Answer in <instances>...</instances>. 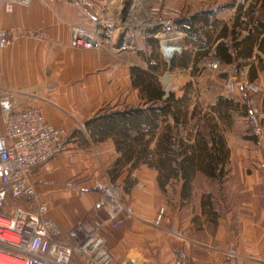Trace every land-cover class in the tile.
<instances>
[{"label": "crops", "instance_id": "1", "mask_svg": "<svg viewBox=\"0 0 264 264\" xmlns=\"http://www.w3.org/2000/svg\"><path fill=\"white\" fill-rule=\"evenodd\" d=\"M92 1L94 7L90 8L76 6L70 0H33L29 6L16 5L10 13L0 4V28L6 29L12 40L7 48L0 49V88L14 91L16 102L21 108H39L48 122L65 131L63 151L53 160V171L46 172L37 168L32 175L34 184L48 197L51 206L49 217L63 231L85 221L97 223L109 218L104 208H97L99 191L80 193L72 190L71 186L86 187L97 176L103 159L112 155L113 162L120 156L113 139L94 138L86 122L110 106L120 109L126 104V57L122 53L116 54L117 52L73 47L70 27L74 24L94 31L99 12H119L124 4L123 0ZM167 1L181 3L177 0ZM182 8V16L208 9L214 11L213 20L217 22L211 30L213 39L210 44L214 53L221 43H227L233 48L234 43L244 39L249 32H257L256 26L259 25L258 0H183ZM224 26L228 28L227 35H222ZM184 34V54L194 53L197 47L189 43L188 35ZM236 35L238 39L235 40ZM263 37L264 33L259 41ZM259 57L264 55L256 45L251 57H239L233 63L221 62L215 54L212 58L217 67L226 73L230 71L247 80L264 83V70L259 68ZM254 66L257 77L252 78ZM113 69L117 73L111 83L108 76ZM136 90L140 94L137 102L128 101L133 106L141 105L142 102L140 90L134 87L133 92L136 93ZM231 98L240 104L245 102ZM260 107L264 110V94L260 99ZM2 131L0 114V132ZM103 146L108 147L110 155L106 154ZM260 148L261 154L256 160L258 168L247 176L251 177V185L259 186L258 192L263 195L264 184L257 183L259 179L264 183V138ZM234 158L232 152L230 160L233 161ZM147 173L150 174L152 183L155 181L158 184V171L147 166H141L132 172L126 169L119 178H131L134 185L127 190H132ZM200 177L217 181L202 173H198L195 180ZM179 198L182 199L180 195ZM143 204L135 202L126 206L131 215L124 211L117 226L109 221L102 229L117 264H122L131 257L142 264H173L175 246L188 250L198 264H214L207 258L213 257L210 251L216 250L215 248L210 251L201 248L197 252L190 248L188 223L180 219L178 213L166 206L164 220L161 218L162 221L158 222L159 206L150 202L149 208L152 211L144 213ZM261 230L255 235L249 229L238 230L241 236L243 233L242 240L237 243L238 251L241 252L244 248L260 256L256 261L242 264H263L264 236ZM163 249L165 252L159 255V250Z\"/></svg>", "mask_w": 264, "mask_h": 264}, {"label": "built area", "instance_id": "2", "mask_svg": "<svg viewBox=\"0 0 264 264\" xmlns=\"http://www.w3.org/2000/svg\"><path fill=\"white\" fill-rule=\"evenodd\" d=\"M70 1L79 7H94L92 0ZM32 2L33 0H0L4 10L9 13L13 12L16 5L29 6ZM162 7V11L146 12L141 24L132 25L128 29L119 27V23L125 21V14L122 15L120 11L99 12L94 31L71 25V45L96 50L110 48L122 52L129 35L133 39L135 50L139 33L164 41L180 38L184 43V32L174 24V17L180 14V10L166 2ZM135 14V11H131L129 15ZM169 31H174L177 35L163 38ZM11 41L8 31L0 28V49L7 48ZM212 65H215L214 61ZM238 86L235 77L227 76L223 95L231 97ZM244 89L249 93L264 92L263 84L256 81L246 82ZM168 93L166 91V95ZM257 110V105L252 102L250 119L255 127V134L262 137L264 114L259 113L257 117ZM0 114L3 123V131L0 132V264H111L113 255L102 229L109 221L117 226L121 214L127 211L131 215V211L116 197L112 198L108 194L106 188H111L97 180L88 189L100 192L97 208H104L109 218L97 223L85 221L63 231L49 217V205L43 200L42 194L40 197L37 192L32 175L37 168L46 172L53 171V160L63 151L64 129L48 122L39 108H21L16 102L14 91L1 88ZM71 189L83 191L85 187L73 185ZM10 202H16L17 205L9 211ZM173 253V264H198L184 247H173ZM122 264L142 263L131 257ZM219 264L242 263L238 255L230 253Z\"/></svg>", "mask_w": 264, "mask_h": 264}, {"label": "rangeland", "instance_id": "3", "mask_svg": "<svg viewBox=\"0 0 264 264\" xmlns=\"http://www.w3.org/2000/svg\"><path fill=\"white\" fill-rule=\"evenodd\" d=\"M177 1L181 3L176 4L174 2L173 4V2L167 0H123L122 4H124V7L120 12L122 15L125 14V21H122L123 23L120 22L119 27L128 29L132 25L141 24L143 15L146 12L151 13L153 10L160 9L162 11V6L165 2L179 9L181 15L179 14L177 17H180L184 11V7L182 8L183 0ZM131 11H135L137 14L129 15ZM177 17H174V19ZM176 35L174 31H169L163 38H173ZM151 38L158 41L157 46L153 45ZM130 39L132 40V38ZM163 41V39L159 40L156 37H150L146 33H139L136 37L137 48L135 50H125L116 53L115 50L110 48L102 49L116 54L122 53L126 57L124 76L126 81V104L120 107L121 109L133 106L128 101L132 102L135 100L137 102L138 95H140L137 90L136 93L133 92L131 68L139 66L150 69L151 64L157 66L152 72L157 75L165 91H173L178 96H181L187 89L186 87H188L191 107L195 102H198L201 107L208 108V105L215 102L216 96L224 94L226 78L231 75L239 83L238 89L231 97L241 101L249 99L257 105L258 113L256 116L258 117L259 113L264 114V110L260 107V99L264 93H249L244 89L245 83L250 80L245 77L242 78V76H236L230 71L226 73L223 69L217 67L216 64L212 65L213 58L205 60L204 63L200 64L198 70H193L192 65H190L191 67L182 66L180 58H175V65L170 66L161 50ZM116 73V69L109 72L108 80L111 83L114 81ZM256 82L264 86L263 82L259 80ZM141 105H144L143 100ZM110 108L114 107L110 106ZM199 130L200 125L197 119L192 118L189 122L188 130L185 131L195 135ZM222 131L226 137L230 152H234L235 155L233 161L229 159L226 168L227 175L222 180L215 182L208 180L206 177H200L195 180L193 191L186 199L180 194L179 183L169 185L167 186V191H163L155 181L152 183L149 173L144 176L140 184H136L134 189L127 190L132 179L128 180V177L125 180L118 178L114 181L112 179L110 169L115 161L111 162L112 155H110L107 146H103V149L110 157L102 160L97 176H95L92 183L85 185V189L80 191V193H88L90 191L88 187L95 185L96 181L99 180L103 185L111 188L114 196L125 206H130L135 202L147 203L143 204L142 212L149 213L152 211L149 208V203H156L159 206L160 213L158 222H160L161 218L164 220L167 206L174 213H178L180 219L188 223L187 237L189 238L190 248H194L196 252L201 250V248L209 251L210 249H216L210 251L213 257H208V261L219 264L230 253L238 255L241 263L256 261L255 259H259L260 256L252 254L244 248L241 249V252L238 251L237 243H240L243 236V233L241 236V233L238 232L240 228L242 231L243 229H249L252 234L258 233L262 228L261 231L264 236V194L262 195L258 192L260 190L259 186L251 185V177L247 176V174L253 173L258 168V161L256 160L261 154L260 145L264 135L258 137L255 134V127L251 122L250 116H243L242 111L235 112L231 124L229 126L223 124ZM262 168L264 169L263 166ZM126 169L128 167L124 171ZM257 184L264 183H261V179H259ZM35 186L40 197L42 194L43 200L51 207L47 200V195L41 193L37 184ZM195 188L196 190H194ZM179 195L182 199L179 198ZM16 205V202H10L8 210H12ZM246 217L250 218L247 219ZM164 252L165 250L163 249L159 250L158 253L161 255ZM207 255L210 254L208 253ZM112 264L117 263L113 260Z\"/></svg>", "mask_w": 264, "mask_h": 264}, {"label": "trees", "instance_id": "4", "mask_svg": "<svg viewBox=\"0 0 264 264\" xmlns=\"http://www.w3.org/2000/svg\"><path fill=\"white\" fill-rule=\"evenodd\" d=\"M258 13L257 32H249L244 39L235 42L233 48L221 43L216 53L210 45L213 39L211 30L217 22L213 20V10L177 17L174 24L188 35L189 43L197 47L194 53L183 54L180 64L184 67L192 65L193 70H198L200 63L214 54L219 61L229 64L239 57H251L256 45L264 55V37L259 41L264 33V0H258ZM227 32L228 28L224 26L222 35H227ZM151 40L157 46L158 41ZM259 63V68L264 70V57H259ZM172 65H175L174 60ZM156 67L150 64V69L131 68L132 84L140 90L144 105L105 109L89 119L86 125L94 138L113 139L120 153L110 169L114 181L126 167L132 172L147 166L158 171L157 182L161 190L167 191V186L179 183L180 194L186 199L193 191L198 173L217 180L227 175L231 152L222 131L223 124L229 126L237 111L250 116L252 101L245 99L240 104L231 97L220 95L208 108L201 107L198 102L191 107L188 87L181 96L173 91L166 95L161 81L152 72ZM255 77L254 66L252 78ZM192 118L197 119L200 125L195 135L185 131ZM133 185L132 180L127 189Z\"/></svg>", "mask_w": 264, "mask_h": 264}, {"label": "water", "instance_id": "5", "mask_svg": "<svg viewBox=\"0 0 264 264\" xmlns=\"http://www.w3.org/2000/svg\"><path fill=\"white\" fill-rule=\"evenodd\" d=\"M161 50L166 62L171 65L176 57H182L185 51V45L183 42H168L163 41Z\"/></svg>", "mask_w": 264, "mask_h": 264}, {"label": "bare ground", "instance_id": "6", "mask_svg": "<svg viewBox=\"0 0 264 264\" xmlns=\"http://www.w3.org/2000/svg\"><path fill=\"white\" fill-rule=\"evenodd\" d=\"M130 38H132L131 36H127V44L125 45V47H124V49L122 50V51H125V50H133L134 48H133V39L131 40ZM181 42L182 40L180 39V38H178V39H175L174 41L172 40V42ZM168 42H171V41H168ZM106 190L108 191V194L112 197V198H115V196H114V194H113V192L110 190V189H108V188H106ZM2 257V256H1Z\"/></svg>", "mask_w": 264, "mask_h": 264}]
</instances>
